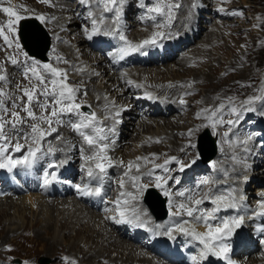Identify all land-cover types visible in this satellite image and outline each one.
<instances>
[{
  "label": "rangeland",
  "instance_id": "obj_1",
  "mask_svg": "<svg viewBox=\"0 0 264 264\" xmlns=\"http://www.w3.org/2000/svg\"><path fill=\"white\" fill-rule=\"evenodd\" d=\"M65 1L66 2L68 1L70 6L74 7L72 10V11H74V13L80 14L79 15L80 16L79 17L80 22H78L79 36L87 38L85 29H88L89 32L91 31L92 25H91V18H89V15H88L89 11L93 12L94 16L97 13V15L95 16L96 18H99V16L101 14H103L105 16V20H107V21L112 20L111 26H114V24H113L114 14L113 13H103V6L99 5L96 2V0H90V4L92 5L91 8H93V9L83 10V8H79L81 10H77V11H76V8H77V5L79 4V0H65ZM142 1H145V0H142ZM146 1H148V0H146ZM185 1L186 0L168 1V2H171L174 4L175 3H179L180 5L182 4V7H180L179 9H174V22H177L181 18L182 14H184V12L186 11L185 7H188L190 5L189 4L190 0H187V2H185ZM202 1H205V3H206L205 7L199 8L198 6H196V9L198 7L200 10L197 12H194V13H198L200 18H199V21L197 23H195L196 25L194 26V31L192 34L193 38H188L190 41L187 39L186 42L179 39L180 45L174 47V49H175L174 50V56L169 61H164L163 63L149 62L148 60L152 56H149V50L148 49H144V51H142L141 53H138V52L130 53V54L124 56L123 59H121V49L124 47V41H121L119 39V36L116 37V43L113 41L112 42L106 41V39L104 37L99 38V39L95 38V41H96L95 43H97V44L95 45V43H94L93 45H91L92 49H89L91 47L88 44V47H89L88 51H87L88 54H86V55L84 54V58L86 56L87 60L88 59L90 60V58H92L93 55L99 56L100 52H101V51H99V45L102 43V41H105L104 43L108 44L112 50L113 60L118 62V63H121V64H118V63L114 62L116 65V67H115L116 69L121 68L120 71H116V72L120 73V74L122 73L127 80L132 81V79L128 77L127 71L131 70L133 67H147L150 69H156L157 67H160V68H163L164 71L165 70L167 71V69H169V71H171V68H172L171 66L173 64L174 65L176 64L175 66H173L176 69V72L172 73L171 75L170 74L167 75L165 72L164 77H168V76L174 77V76L180 74L182 76L184 75V77L187 78V77H190L193 75V74H189L188 70H190V72L194 71L193 73H195V70H200L201 67L196 68L194 65H192V63H186L185 66L187 67V69H185L186 67L182 68L178 64L179 59L183 58V56H186V54H188V52L190 50H192V47L197 48V46H199V44L204 41L207 34H210V36L212 37V41H213L212 46L210 47V49H208V52H207L208 55H210V57L208 58V63L205 62L204 63L205 65L203 64V66H205L207 68V71L209 70L207 73L210 72L209 74H214V77L216 79H213V81H206V82L202 81L199 84L197 83V86H198V88L196 90L197 92L196 91H191L188 93L186 92L187 94H190V96L191 95H193V96H192V99L188 100V102H185L184 104L180 103V101H181V99H183V97L181 99H179L178 103H180L183 106V109L180 108L177 111L175 110L176 112H174V110L171 109L170 112L168 111L169 113H167V115H166L167 111L166 112L163 111V114H155L153 112L154 108H151L150 104L143 102V100H145V101L147 100L146 99L147 96L145 97L140 92H138V88L136 89L135 92L132 89L131 90L129 89L131 84H134V82L131 83L130 86H127L126 90L127 91L129 90V92L126 95L123 96V95H120V93L116 94V96L113 98V101H111L115 105L118 103L123 104L124 102H128V103L131 102L130 107L131 106L132 107L130 108L128 106V108H130V109H136L137 108L139 111H141L140 114H138L134 117H132L131 114L129 113V111H127V112H124V114L122 113L121 119L118 118V120L120 119V122H122V124L120 125L121 132H122V129H124V132H123L122 137L119 138V141L122 138V140L120 141V145L118 146L119 148L116 149V150H121V156H123L124 159H126L128 161H132V162L137 161L138 163H140L139 164L141 166L140 169L144 168L146 170L148 167H153L156 164L163 163V162H165V159L170 158V154L168 151V149H170V147L167 146L169 144V141L167 142L165 140V141H163V143H160L161 141L158 140L159 142H156V145H151V146L149 145L148 146L150 151H148L147 147H145L144 149L140 147L142 144L141 141L143 140L142 137H144L147 134L152 135L154 133H157V131H158V133L161 131L160 127H158V129L156 127H154V128L151 127V128H149L148 131H147V129L143 130L140 128L141 125L143 127L144 124L147 125L148 123H152V121H154V120H156V121L161 120V123L164 126L163 129L165 130V131L164 130H162V131L168 133V132H173L174 130H175L174 132H176V130H177V132L179 130H181L180 133L178 132L179 137H181V139L183 138L182 140L188 141V144H189V140H191L190 139L191 137H189L188 134L184 135V133H188V131H189V130L187 131L186 129H188V127H190L189 129L195 130V128L200 125L199 123H204V122L208 123L209 121L206 119V117L208 115H210L211 110H215V109L219 108V106L221 104L224 105V108L222 110L230 113V115L226 117V121H228V117H229V120L236 121V123L232 126H227V124H224L222 126L224 128H235L236 130H239L242 128L241 123H237L236 115L234 116V114L231 111V109L233 107H235L237 109V111L240 113V115L246 114V113H251L252 116H255L257 114V112H259L262 115V117L264 118V101L258 100L257 106H256L254 111H245V112L243 111L244 109L249 107V105H245V103H244L249 97L260 96V95L264 94V92H262V90H264V0H201V3H202ZM4 2L7 3V0H5ZM157 2H158V0H153V4L151 5V7L155 6V4ZM168 2H166V3H168ZM195 2L196 1L194 0V2H192V5ZM25 3L27 4V6L33 5V7L37 8L39 11H41L44 8L45 9L52 8L48 4L39 2V0H27V2L26 1L24 2V0H19L17 3H15L16 4V5H14L15 7L12 5L11 6L13 8H15L17 11L19 10L20 14L25 16V17H28L27 15H35V14L44 16L41 12L39 13V11H35V13H33V14L32 13L27 14V12L24 11V9L27 7L25 5ZM145 3H146V7L143 9H141L140 0H127V3L124 5L123 15L121 18V20H123V18H124V24H123V27L120 31L123 32V34L128 39L132 37L131 38V40H132L134 36H136V35L138 36L142 33H145V31H144L145 28L150 29L148 27H151V26H153V24L160 23L161 21H164L166 19L165 17H162V16H156V18H155L156 21L149 18V19H147L146 23H142L144 20H146V17H145L146 14L149 13L148 9H149V5L151 4V1H148ZM4 6H8V5H4ZM85 6H87V5H85ZM220 9H223V11H220ZM190 10H192V9H190ZM233 12H237L240 14L239 15H232ZM4 15H5L4 13L0 12V19H1L0 25H3L5 23ZM53 16H55V17L57 16V18H59V15H53ZM148 16H151V14ZM44 17H45V23H46L45 25L49 27V29H48V27L46 29L48 31L50 30L51 33H53L54 27L49 24L51 19H47L46 16H44ZM108 19H110V20H108ZM139 20H141V22H139ZM148 23H150V26H147ZM257 25H259V27H257ZM196 26L198 28H196ZM102 28H104L103 25H102ZM50 31H49V33H50ZM6 33H7V30H5V34ZM51 33H50V35H51V39L53 42V36ZM70 34L71 35H68L66 38L59 39L58 44L63 45L65 43L66 44L69 43V45H72L74 43L73 40L75 39L76 32H72ZM183 35H185V34H183ZM107 37H112V35H110V36L107 35ZM143 40L144 39H141V41H143ZM135 42H138V41H135ZM54 44H57L55 40H54V43L52 44V47ZM3 47L5 48L4 50H2V48H0V55H1L0 56V59H1L0 63L3 64L4 69H5V74L7 75L8 79H7V81L0 82V89H3L5 92H7L9 94L8 97L3 98V99H4V103H5L6 107H8L9 110L10 109L13 110L14 102L12 100H15L16 102H20V100H21L20 98L23 95L21 88H23V87L29 88L30 83H29V80L26 79L27 81H24L21 78L20 74L21 73L23 74L22 71H21V73H19L18 70H16V69L8 70V67L11 66V63L7 60L8 57L14 56L17 58V60L19 62H22V61H25L24 55L21 54L19 52V50L16 48L8 50V48H6L5 46H3ZM182 48L183 49L186 48V50L182 52L183 54H180V52H179V54H176V53H178L177 51L179 49H182ZM9 51H10V53H8ZM161 51H163V49H161ZM24 52H26V51L24 50ZM54 52H57L58 54L60 53V51H57L56 49L51 48L50 55L48 53V60L42 61V64L50 63L52 65L54 64L55 67L67 70L66 64H63V62H61V61H57L56 57L59 55L58 54L53 55ZM132 54H134V56H136L138 58V59L136 58V61L134 62L133 65H131V63H126L127 61L132 62L129 58H135ZM130 55H132V56H130ZM128 56H130V57H128ZM141 56H146V57L149 56V57L146 58V57H141ZM59 57H62V56H59ZM75 57L81 58L82 55H81V53H79L78 55H75ZM62 58L64 60L65 59L68 60V62H69L68 58H65V57H62ZM125 58H126V60H124ZM142 58H144L145 60L148 59L147 62H149V63H141L140 64L139 60H142ZM33 59L38 60L37 58H33ZM235 61L236 62L239 61V63L236 64ZM233 62H235V63H234L233 68H232L231 63H233ZM150 63L152 65H149ZM84 65H85V63H84ZM208 65H210V66H208ZM16 66L21 68L20 65H16ZM89 68H91V66H87V69H89ZM79 69H83V68L79 67ZM20 70H23V68H21ZM67 72H68V70H67ZM79 72H81V71H79ZM71 75H72V72L71 73L69 72L68 73V83L73 87H79L80 86L79 87L80 91L77 93V96L79 99L78 101H80L79 103L91 105L92 109L87 111V112L88 113L94 112L95 107L91 103L92 102L91 93L86 89L87 86L83 87V86H81V84L79 85V82H81V80L80 79L78 80L77 78H73V77H71ZM142 77L145 78V81L148 80V76L146 73L144 75H142ZM182 78L183 77L179 78V80H181ZM157 80L155 79L156 82H157ZM94 81L95 82L97 81L99 83L100 79H98L96 77L92 78L91 80L90 79H85V80L83 79L82 83L89 85L90 82L93 83ZM105 81L106 80L104 79L103 84ZM133 81H134V79H133ZM215 85H218V86H215ZM212 86H215V88L212 89ZM209 91H211L213 93V94H211V96L213 95V98H212L213 101L212 102L207 101V102L203 103V101L205 99V93H207ZM122 93H125V91L123 90ZM103 95L104 94H102V96ZM135 95H137V96H135ZM104 96H106V99L110 98L111 93H107ZM186 96H188V95H186ZM135 98H136V100L138 99V101L139 100L142 101V103L141 104L136 103V105H135V103L133 102V100ZM84 101H91V102L87 103ZM147 101L149 102L150 100H147ZM202 105H203V107H201ZM144 106L146 107L144 109L145 111L143 110ZM184 106L186 109H184ZM97 109H99V108H97ZM130 109H128V110H130ZM201 109L202 110L203 109H209L210 111L207 113H203L204 115L202 114L200 119H199V118H197V114L202 112ZM36 110L40 111L39 108H36ZM104 110H105L104 122L101 125L98 124L99 125L98 127H102V128H104V130H106V125L108 124V122H110L114 118V115H113L114 111H112L110 109H105V108H104ZM192 111H194L195 114L194 113L191 114ZM178 113H180V114H178ZM22 115H25V114L22 112ZM217 115H218V118H221L220 114L217 113ZM172 116L174 119L173 124L178 126L179 127L178 129H173L172 126L169 128V126H168L169 123L167 124V122H168L167 120H171ZM213 118H215V117H213ZM245 118L247 121H249V120H251V115L250 116L248 115ZM79 119H80L79 117H75L73 120L78 121ZM215 121H217V120H213V122H215ZM226 121H223V122L226 123ZM165 122H166V124H165ZM185 123L187 124V126L189 123V126L188 127L185 126ZM207 126L213 130V128L211 126H209V125H207ZM216 126L218 129L221 127L219 125V123H217ZM193 127H194V129H193ZM217 128L215 129V133L212 131L213 134L217 135V137H218V155L216 156L215 161H214L215 174L218 178V182L214 185V187L215 186H221V184L223 182L232 181V179H233L232 183H234L235 185L232 186L231 192L234 191V193H236V192H238L237 185L239 186V183H236L238 178L237 179H234L235 177L229 178L220 169L224 165L225 166L229 165L228 164L229 162H227V161L223 165L222 161L226 158L227 159L231 158V156L227 157V156L223 155L224 154L223 150L221 151L223 143H225V141H229V142L240 141V143H244L245 142V139H243L244 137L253 138V140L255 141V143L258 146L255 145V143H254L255 146H252L251 149H254L255 151L257 150L259 152L260 151L264 152V147H262L264 145V122H262V119L259 118L257 120V124H252V123L249 124V126L246 129L247 135L242 136V139H240V138H232L231 139V138H229L228 135H227L228 139H226L225 136L224 137L222 136V141H223L222 146H221V142H220V138H219V136L221 137V134L219 133L220 131H218ZM198 132L199 131H196V130L194 131L195 137L193 140L194 141L193 144H195V140H196V136H197ZM104 133L106 134V132H104ZM225 133H227V132L224 131L223 135ZM49 136L47 137L48 139L51 137L54 138V136L57 137V133H52ZM20 137H22V136L21 135L19 136L17 134L16 135L13 134L12 145H14L18 140L19 141L22 140ZM147 138H149V137H147ZM81 139H83V138H81ZM178 140H180V138ZM81 141H82L81 143H84L83 140H81ZM119 141H117V142H119ZM102 142L103 141H99V143H102ZM225 144H227V143H225ZM75 145H77L79 147H80V145L83 146L82 144L77 143V140L75 142ZM109 145L114 146V144L111 142L108 143V147H109ZM41 146H43V145H41ZM27 147H28V145H27ZM27 147L25 150L26 152H27ZM42 148L45 149L44 146ZM196 148L197 147L192 148L194 155L197 154ZM11 149H13L12 146H11ZM190 149L191 148L187 147L186 152H184V157H183V159H181L182 161H184L183 163L185 165H190V167H185L184 170L181 171L180 170V164H178L176 162H172L170 165L167 166V168L169 169L167 172H164L161 174L158 173V174H156L157 176H153V177H149V178L142 176L143 181H142V183H140L138 185L137 188H139L140 185H144L148 180L156 179L159 176L163 178L161 180V182H163L169 176L170 172H173V176H172V178H170L172 185H177L176 180L178 181V184H179L182 181L183 174L186 171L199 167L196 165L191 166L192 160H191L190 156H193V154L191 153ZM79 152H80V150H79ZM165 152H167V153H165ZM261 152L260 153L257 152L258 156L259 155L264 156V154H262ZM20 155L22 156V154L21 153L19 154V157L21 158ZM114 155H115L114 158L116 161L121 160L118 152H115ZM137 157H147L150 162L146 163L144 160H137ZM238 157H240V159H238ZM238 157H235V159H233V158L231 159V162H232V168L231 169L232 170L230 172L232 175L237 173L236 175H238V177H239L241 175V173L238 174L239 170L241 171L244 164L247 162L250 163L252 160L249 159V157H247L246 155H242V153L239 154ZM54 158L57 160L59 159L57 156H55ZM259 160L260 161L264 160V158L263 159L260 158ZM53 161L55 162V160H50V162L48 161L50 166L53 163ZM56 163H58V162L56 161L52 165H55ZM113 164L115 165L116 163H113ZM125 164H127V163H122V164L120 163V166H122V167L124 166L123 168L128 170V168ZM174 164H176V165L174 166ZM50 166L46 165L42 169V172L39 174L40 178H46L47 179V176L45 174H46V172L48 174V170H49ZM86 167H87V165L84 163L82 164V163L78 162L77 164H75L74 169H75L77 175L72 178V179H74V180H72V182H75L79 177H80V179H79V181H80L84 177L85 171L83 172V170L86 169ZM210 168H211L210 164H208L207 167L202 171V174L200 175L202 177L199 178V180H200L199 183L201 185H203V184L208 185L206 190H205L206 193H208V191L210 190L209 185L213 181V180H211L212 179V173L210 172ZM224 168L226 169V171L228 173L229 170L226 167H224ZM244 168H245V166H244ZM134 169L135 168H133L132 170H134ZM198 169L199 170L191 172L193 176L191 179H189L187 184H189L193 180V178L195 176L194 173L199 174L198 172L202 168L199 167ZM216 170H217V172H218V170H220L221 175L219 174V176H218ZM233 170H237V171L233 172ZM107 171H108V168H107ZM160 172H162V171H160ZM254 172H255V175L252 177V179L250 178V180L247 182V185L244 186L245 191H246L245 196H247L248 201H249V204H248L249 208H253L252 205L257 202L255 199H251V198H255V197L259 198L260 190H258V189L261 186L264 187V181L262 183H256L255 182V179H256L255 177L260 176V174H262V176H263L262 180H264V167H262V165H258V166H256V169ZM114 174H117V173H114ZM228 176H229V173H228ZM226 177L228 178V180L225 179ZM5 179H6V181L10 180V182H12V183L7 181L8 186L14 187V189H15V186L11 185V184L15 185V182L12 180V178H9V179L5 178ZM258 179L259 178H257V180ZM260 179H261V177H260ZM205 181H207V183H204ZM180 184L181 185H187L184 183H180ZM69 188L73 189L74 187L69 186ZM119 188L122 189L119 185V187H116L115 191H112V194H117ZM7 189L9 190V193L11 194L12 193V192H10L11 188L8 187ZM74 190H75V188H74ZM109 190H110V188H109ZM128 192L132 193L134 196H136L137 199H135V200H138V194L140 193L139 190H138L139 193L138 192L133 193L131 191H128ZM7 193H8V191L2 192L1 195L5 196ZM26 193L27 192H24L20 195L15 194L13 197L16 198V197H18V195L22 196V195H25ZM79 194H81V193H79ZM202 194H203V192H202ZM70 198L74 199L73 194L70 196ZM100 198L101 197L99 196V199ZM212 198H213V196H212ZM0 199H1V197H0ZM2 204H4V203L0 202V206H2ZM173 207L175 210L177 208V205L174 206V204H172V210H173ZM76 208H78V205H76ZM98 208H100V207H98ZM98 208L91 207L90 211L93 210L92 212H94L95 214H98V212L95 210ZM204 209H206V208H204ZM136 210H137L136 214H138L140 217L141 216L143 218L146 217L143 215L144 214L143 211H141L137 208H136ZM67 212H68V210L66 211L65 217L63 218L64 220L67 221V224L65 227H62V225L58 222L57 230H59V231H57V232H59V233L57 235L49 234L47 231L44 230L45 221H39L40 219L37 217L36 213H32L31 216L29 215L26 219H22V221L19 218V214L18 213L15 214L14 211H8L7 212L8 214L7 213L1 214L0 215V230H1V232H0V263H3V264H66V261L64 258L67 257L69 261L74 260L76 262V264H83V261H81V259L78 260V259H74L73 257L71 258L70 254H75L76 256L78 255V257L80 258L79 255L82 252H86V250H87V249H84L85 246L83 244L84 242H86L87 239H89L87 241H88L89 245H91V248H89V249H92L94 247L96 248V249L94 248L95 250H98V248L100 249L101 247L103 248L102 241L100 243H97V242L93 243L94 237H96L98 235L99 236L102 235V233L98 234L102 231L101 230L99 231V229H101V228L97 227L99 225L98 223L95 224L96 226L93 225L95 218H93V221L90 223H88V221L83 222V220H82L80 222V224L78 222L77 224H75L73 226V224L70 222L71 221L70 219H71V216L75 213V211L72 213V215L70 216V218L68 220L66 219ZM98 215H100V214H98ZM106 216H108V215H106ZM106 216H104V214H102L101 217H103L104 221L108 224L109 220H108V217H106ZM110 217L112 218L113 216L110 215ZM113 218L117 219L115 217H113ZM118 219H120V218H118ZM145 219H147V217ZM217 219H219L218 214H217ZM11 220H12V222L16 221V220L21 221L18 224L20 229L18 228L19 231H17L15 233L16 234L15 236H10V238H8L7 240L4 241L3 238H4V235L9 230V227H10L9 225L11 223ZM73 220H75V218ZM184 221H186V220H183L182 222H184ZM33 223L35 225V226H33L34 229L40 230L42 232V239L36 238L33 235H31V236L25 235L24 233L21 235V232H23L21 230L25 226H26V228H30ZM189 223H194V220L191 218V220H189ZM213 223L216 224L218 222L213 221ZM102 228H103V226H102ZM128 229H129V227L124 228V230H123L124 235H126V233L128 234ZM5 230H6V232H5ZM61 231H62V234L59 235ZM248 235L252 236V233L246 234V236H248ZM99 239H100V237H99ZM123 240H125L127 242V245H126V243H124L125 241H123L122 244H119V241H117L116 243H118L120 246L123 245L125 247L126 246L130 247L131 245L138 246L137 244H134L133 242H131V240H128L126 238H124ZM253 240L256 241V238H254ZM79 242H81V243H79ZM128 242L131 243V245H129ZM230 242L231 241H228V243H230ZM78 244H80V247L77 246ZM96 244H97V246H96ZM149 249H150V247H149ZM151 250L149 253L150 256L153 255L151 252H154L156 254L154 248H151ZM257 250H258V246H256L255 248L252 249V253L248 257L246 264L247 263L251 264L252 262H259L260 264H264V259L262 257L261 258L259 257ZM156 251L161 252V249L157 246ZM107 254H106L107 258H111V256L115 257L118 255V251L115 252L113 250V248H110ZM238 254L239 253H237V252L234 253V255H238ZM41 258H45V260L41 261ZM169 258L171 260H175L174 258H171V257H169ZM46 260H48V262H46ZM160 260H161V258H160ZM163 260H164V262H163L164 264H169V262L166 261L164 258H163ZM175 261L179 262L180 260H175ZM97 263L98 264L99 263L100 264H110L105 259L98 260Z\"/></svg>",
  "mask_w": 264,
  "mask_h": 264
},
{
  "label": "bare ground",
  "instance_id": "obj_2",
  "mask_svg": "<svg viewBox=\"0 0 264 264\" xmlns=\"http://www.w3.org/2000/svg\"><path fill=\"white\" fill-rule=\"evenodd\" d=\"M18 1L19 0H11V2H12L11 5L12 6L16 5L15 3H17ZM25 1L27 2V0H24V2ZM195 1H197V0H195ZM185 2H187V0ZM192 2H194V0H190V2H189L190 5L188 7H185L186 11L184 12V14H182L181 18L177 22H174V19L172 20V22H171L172 25L170 27L157 29L156 25L159 23L153 24V26L148 27L150 29H147V28L144 29L145 33H142L138 36L137 35L134 36L133 39L130 41L131 42L138 41L137 42V44H138L141 42V39H146V38L150 37L153 32H156V31L165 32L166 37L163 40H160L157 45L146 46L144 49L155 48V47L160 48V49L167 48V52L164 53L163 59L165 61H169L170 59L173 58L172 56L174 55V50H175L174 47L180 45L179 39L186 42V40L188 38H193L192 34L194 31V26L196 25L195 23H197L199 21L200 16L198 15V13H194L193 10H190L193 8ZM51 3L53 5V6H51L52 8H48V9L44 8L41 11H39L37 8L33 7V5L27 6V4L25 3V5L27 6L26 12H27V14H31V13L33 14V13H35V11H39V13L41 12L44 16L47 17V19H51L49 24L54 27L52 35L54 37V40L57 43V44H54L52 48L56 49L57 51H60L59 54L57 52H54L53 55L58 54L59 56H62V57L69 59L68 64H66V69L68 70V73L72 72L71 77L77 78L78 80L79 79L81 80V82H79V85L81 84V86H83V87L87 86L86 89L91 93L92 104L94 103V105L97 108H99V110H101V112L104 110V108L110 109V110L114 111V113L119 112L120 115L116 117L117 118V125H118V123H120L122 113L124 114V112L129 111V113L131 114L132 117L140 114L141 111H139L137 108L136 109H130L132 107V106L130 107L131 102H129V103L124 102L123 104H120L117 102L118 104H116V105L111 102V101H113V98L116 96V94L120 93V95H123V96L126 95L129 92V90L128 91L126 90L127 86H130V84L128 83V80L125 78V76L122 73L120 74V73H117L116 71L112 72L111 71L112 68H109L111 65L116 66L115 63L114 62L110 63V64L107 63L108 61L106 59H104L102 56H100L99 54H98L99 56L93 55V57L90 58V60L89 59L87 60L86 56L84 58V54L85 55L88 54V52H87L88 48H89L88 44L91 47L89 49H92L91 45H93L95 43V41L93 40L94 36L91 40H89L88 38H84V37L79 36L78 22H80V18H79L80 14L74 13V11H72L74 7L70 6L68 1L66 2L65 0H51ZM195 3H193V4H195ZM205 4H206L205 1H202V3H200L198 5V7L204 8ZM4 5H8V3L4 2ZM84 6L85 5H82L79 3L77 5L76 11L81 10L79 8H83V10H85V9L89 10L87 8V6H85V7ZM53 15H59V18H57V16L55 17ZM4 18H5V22H6L8 17L6 15H4ZM165 21H166V19L164 21H161L160 23H165ZM139 22H141V20H139ZM146 22H147V19L144 20L142 23H146ZM0 23H1V21H0ZM122 24H124V20H121L120 25H122ZM120 25H119V27L122 28V26H120ZM47 27L48 26H46V28ZM103 27L108 29V28H114V27H116V25L111 26V21H106L103 24ZM196 28H198V27L196 26ZM72 32H76L75 39L73 40L74 43L73 44L71 43L72 45H69V43L68 44L65 43L63 45L58 44L59 39L66 38L68 35H71L70 33H72ZM183 34H185V35H183ZM8 35H9L10 39H13L12 47H9L8 44L5 43L3 36H0V48H2V50L5 49L3 46L8 48V50L16 48L13 36L11 34H8ZM100 36H102V35H99V37ZM114 37H116V36H112V38H114ZM212 42H213L212 37L210 36V34H207L204 41L202 43H200L199 46H197V48L192 47V50H190L188 52V54H186V56H183V58L179 59L178 64L182 68L186 67L185 66L186 63H192V65H194L196 68L201 67L200 70H195V73H193L194 71L190 72V70H188L189 74H193L192 76L186 78V77H184V75L182 76L179 74V75H176L174 77H171V76L164 77L165 72L167 75H169V74L171 75L172 73L176 72V69L173 67L176 64L175 65L173 64L171 66L173 68V69L171 68V71H169V69H167V71L166 70L164 71V69L160 68V67H157L156 69H150L147 67H133L131 70L127 71L128 77L131 79H134V81L138 80L140 82L131 84L129 89L130 90L131 89L136 90L138 88V92H140L145 97L147 96L146 99L150 100V101L148 102L146 100L147 101L146 102L145 100H143V102L150 104L151 108H154L153 112L155 114H163V111H165V112L167 111L166 112V115H167V113H169L171 111V109L174 110V112H176L180 108L183 109V106L180 103H178L179 99H181L183 97V100L185 102H188V100L192 99L193 95L190 96V94H187V93L191 92V91H196L198 88L197 83L199 84L202 81L206 82V81H213V79H216L214 77V74H209L210 72L207 73L209 70L207 71V68L205 66H203V64L205 62L208 63V58L210 57V55H208L207 52H208V49H210V47L212 46ZM34 47H36L37 50L44 49L43 42L37 43L36 45H34ZM170 49H172V51H168ZM19 52L21 54H23L24 50L23 51L19 50ZM8 53H10V51ZM79 53H81L82 57L76 58L75 55H78ZM129 59L131 61H136V57L135 58H129ZM153 59H154L153 57H150L149 60L148 59L147 60L149 62H152ZM147 60L142 58V60H139V61H141V63H149V62H147ZM235 62L231 63L232 68H233V65ZM84 63H85V65H84ZM237 63H239V61L236 62V64ZM30 64H31V60H27V61L25 60V61H22V62L15 64V65L11 64V66L8 67V70L16 69V70H18L19 73H21V71H22L23 74L22 73L20 74L21 78L24 81H27L29 79H27L25 77V72L27 71V68L30 66ZM63 64H65V63H63ZM16 65H20V67L23 68V70H20L21 68L17 67ZM41 65H42V63H41ZM53 66H54V64H53ZM87 66H91V68L87 69ZM208 66H210V65H208ZM79 67L80 68L82 67L83 71H81V72L77 71V69H79ZM185 69H187V67ZM40 71L43 72V69L41 68ZM145 73L148 76L147 81H145V78H143L144 76L142 77V75H144ZM29 75H31V74L29 73ZM94 77L100 79V82L99 83L97 81L96 82L94 81L93 83L90 82L89 85L82 83L83 79L84 80L85 79L91 80ZM181 77H183V78L181 80H179V78H181ZM104 79L106 81L103 84ZM155 79L156 80L158 79L157 82L155 81ZM31 83H35V80H32ZM215 86H218V85H215ZM215 86H212V89H214ZM30 87H31V84H30ZM23 88H21V89H23ZM123 90L125 91V93H122ZM107 93H111V96H110V98L106 99V96H104V95H106ZM102 94H104V95L102 96ZM211 94H213L211 91L205 93V99H204V101L202 100L203 103H205L207 101L208 102L213 101V99H212L213 95L211 96ZM186 95H188V96H186ZM78 100L79 99L77 96V101ZM12 101L16 105H20L22 103L21 100H20V102H16L15 100H12ZM133 102L135 103V105H136V103H140V104L142 103V101H140V100L138 101V99L136 100V98L133 100ZM128 106L130 108H128ZM256 106H257V101L253 105H251L250 107L255 109ZM201 107H203V105ZM128 109H130V110H128ZM184 109H186L185 106H184ZM10 110H12V109H10ZM13 110H20V109L17 108V109H13ZM34 111H36L37 114L40 113V111H37L36 108H34ZM243 111L245 112L246 109H244ZM193 113L195 114L194 111L191 112V114H193ZM21 114H22V112H21ZM218 114L221 115V118H218V115H216V117L213 118V120L226 121V117L230 115V113H228L224 110H221L220 112H218ZM102 116H103V113H100L99 117H98L99 124L101 123V121H103ZM234 116H235V114H234ZM74 118H75V116L72 117V119H74ZM118 118H120V119L118 120ZM173 120L174 119L172 116L171 120H167L168 122L166 121L167 124L169 123V125H168L169 128L172 126L173 129H178L179 127L173 124L174 123ZM228 120H229V117H228ZM166 122H165V124H166ZM30 123H32V122L29 121V123L22 125L21 126L22 131H20L17 135L23 136L24 134L30 132V127H29ZM224 124H227V126H229L227 121H226V123H224V122L222 124L219 123L221 128H224V127H222ZM161 125H162L161 120H159V121L154 120V121H152V123H148L147 125L144 124L143 127H142V125L140 126L141 129H143V130L147 129V131L151 127H153V128L156 127L157 129H158V127H160V130H161L159 133L157 131V133H154L152 135L147 134L144 137H142L143 140L141 141L142 144L140 147L143 149L145 147H147L148 151H150L148 146L149 145L150 146L156 145V142L158 140L161 141L160 143H163V141H165V140L167 142L169 141V144L167 146L170 147V149H168L170 157H176L178 160H180L183 163L184 161H182L181 159H183L184 152H186V150H187L186 146L188 145V141L182 140L183 138L181 139V137H179L178 132L180 133L181 130H179L178 132L176 130L177 133L174 132L175 130L173 132L166 133V132H164L165 130L163 129L164 126L163 125L161 126ZM54 126L58 127V132H56V133H57V137L59 136V138L54 136V138L51 137L48 139L47 138L48 136H47L44 139V141H42L41 145H43L45 147V149L42 148V153L40 154L41 158L38 159L36 161V163L33 164L30 168L18 166L16 168L12 169L11 171H9L8 169H0V186L2 188H5V189L10 187L11 188L10 192H12L11 194L9 193L8 195H6L3 198L0 196L1 197L0 202L4 203V204H2V206H0V215L3 213L5 214L8 211H14L15 214L16 213L19 214V218L22 221V219H26L29 215L31 216L32 213H36L37 217L40 219L39 221H45L44 230L47 231L49 234L57 235L59 233V232H57V231H59V230H57L58 222L62 225V227H65L67 224V221L63 219L65 217L66 211L68 210L67 215H66L67 220L70 218L72 213L75 211V213L71 216V219H70L71 220L70 222L73 224V226L75 224H77L78 222L80 224V222L82 220H83V222L88 221V223H90L93 221V218H95L93 225H95L96 223L99 224L97 227H100L101 229H99V231L101 230L102 232H100L98 234L102 233V235L99 236L97 234L98 236L94 237L93 243H95V242L100 243L102 241V246L104 249L102 247L100 249L98 248V250H95L96 249L95 247H94L95 249L94 248L89 249V248H91V245H89V243L87 241L89 239H87L86 242H84V243L82 242L85 246L84 249H87L86 252H82L79 255L80 258L78 257V255L76 256L75 254H70L71 258L73 257L74 259H78V260L81 259V261H83V264H98L97 261L101 260V259L107 260V262L110 264H134V263L135 264L136 263L137 264H164L160 260V258L152 257L153 255L150 256V254H149L151 248L155 249L156 254L164 253V251L161 248H160L161 252L156 251L157 246L155 244L150 245L149 251H147L144 248H141L139 246H136V245L133 246L129 242H128V244L131 245L130 247L129 246L125 247L123 245L122 246L119 245V244H122L123 241H125V240H123L125 238L123 230H124V228H127V227H133L134 231H135V229H138L139 231L140 230L144 231L145 228H147L145 231H147L149 234L154 236L153 230L149 226H145V223H149L151 221V219H149V213L148 212L147 213L143 212L144 213L143 215L146 216L147 219H145L146 217L143 218L142 216L141 217L139 216L140 221L144 222L143 226H140L138 224V222L117 223L116 221L119 220L118 218H120L119 214L111 215L117 219H114L113 217L111 218L110 215L106 216V217H108V220H109L108 224H107L104 221L103 217L92 212L93 210L90 211L91 207L98 208V207L103 206V203H104L103 199L102 198L99 199V195L76 194V193H74V188L73 189L69 188L68 185H65V186L60 185L58 187L54 186L53 184L41 185L39 180L34 179V176H37V174L42 171V168L44 166H46V165L49 166L50 160H55V162L57 161L58 166L53 167L55 169V172H50L49 175L52 176L53 174L54 175L57 174L63 180H69V179H71L77 175L74 167H75V164H77L78 162L82 163V164L84 163L86 165H90V163H91V161L86 160L84 157L91 156L93 154L94 149L89 148V146L84 141H83L84 143H81L82 142L81 140H83V139H81L82 137L79 135V133L73 131V129L67 125H64V126L54 125ZM185 126H187L186 123H185ZM188 126H189V123H188ZM42 127L47 128V125H42ZM188 128H190V127H188ZM162 130H164V131H162ZM85 131L90 132V130H85ZM123 132H124V129H122V135H123ZM185 134H188V133H184V135ZM224 136H225V134L223 135V137ZM147 137H149V138H147ZM225 137H226V139H228L227 136H225ZM179 138L181 141L178 140ZM190 139L191 140H189V141L192 142L193 135L191 136ZM76 140H77V143L82 144L83 146L80 145V147H79V146L75 145ZM121 140H122V138H121ZM120 141L117 142L116 144L118 145L120 143ZM18 142L25 145L24 149L21 152H15L14 149H11V146H10L8 153H7L8 155H11L14 159H20V157H19L20 153L22 154V156L25 155L26 154V151H25L26 147H27V145H29L31 143L30 140L25 141L23 139L20 141L18 140ZM225 143H227V144H225ZM225 143H223V146H222V150L224 153L223 155L229 157V156L239 155L242 153V155H246L247 157H249V159L252 160L250 163L247 162L244 164L245 168H244V166H243V168L241 167L242 169H241V171L239 170V173H238V174L241 173V175L239 177H238V175L234 176L235 178L233 177L234 179L238 178L237 182L236 181L235 182L239 183V186L244 187L247 185V182L250 180V178L252 179V177L255 175L254 171L256 169V166L262 165V167H264V160L260 161L258 159V154H256V157H255L254 153L250 151L251 147L255 146L256 143L254 145V142L249 141V139L245 140L244 143H246V145H241L242 143H240V141H237V142L236 141H234V142L225 141ZM49 147L54 148L55 151L51 154L45 155L44 153H47V149ZM112 148H113V146L109 145L108 149L111 150ZM118 148L119 147H117L116 149H118ZM78 149L80 150V152ZM81 149H83V152L81 151ZM182 149H184V151H182ZM243 149L245 150V152L243 151ZM110 150L107 153H110ZM115 152L119 153L121 160H118L116 162H113L114 161L113 160L111 166H108L107 161H105V163H107V168H108L107 177H109L112 172L118 174L119 173L118 171L119 170L121 171L123 169L124 166L123 167L120 166L121 161H123V163H127V164H125L126 166L128 165V162H129L128 160L124 159L123 156H121V150H115L114 153ZM114 153H113V155H114ZM165 153H167V152H165ZM22 156H21V158H22ZM55 156H57L60 160L55 159L54 158ZM252 156H254V157H252ZM110 158H112V157L110 156ZM259 158L263 159L264 156L259 155ZM165 160H168V159H165ZM226 161L229 162L228 164L230 165L231 159H227V158L224 159L222 161L223 165H224V163H226ZM55 162L53 161V163H55ZM173 162H175V161H173ZM113 163H116V164L114 165ZM134 163L140 164L137 161ZM171 163L165 165V162H163V163L156 164V165H164V167H167ZM224 167L225 166H222L220 169L228 177V173ZM198 168H193L192 170L186 171L183 174V178H182V181L180 183L187 184L189 179H191L193 176L191 172L199 170ZM125 171L128 172V175L125 176L126 178H130L132 176H138L139 177V180L137 182H135L137 185L135 187L133 186L134 182L131 179H128L125 181L126 185L123 189L126 190L127 192L131 191L133 193L138 192L137 187L143 181L142 176L149 178V177L157 176L156 174H158V173L161 174V173L165 172L163 168H157L154 166L148 167L146 170L144 168H141L139 172H137L135 169L131 170L130 172L126 169H125ZM160 171H162V172H160ZM149 172H151L152 174L148 175L147 173H149ZM216 172H217V170H216ZM220 173H221L220 170H218L217 175L219 176ZM245 176L248 177L246 182L244 180ZM8 177H11L12 180L15 182V184H17V182H19L20 180L26 181L27 193L25 195L19 196L20 193H19L18 189H16V188L14 189V187L8 186V182H7L8 180L6 181V179H5V178L8 179ZM227 177L225 178L226 180H227ZM260 177H261V179H260ZM262 177H263L262 174H260V176H256L255 182L256 183H262L264 181V180H262L263 179ZM257 178H259V179L257 180ZM90 179H92V178L91 177L87 178V180H90ZM96 182H97L96 178H93V180H91V183H96ZM180 183H179V185H181ZM261 187L260 188L258 187L259 188L258 190H260V193L262 190H264V187L263 186H261ZM109 188H110V182L107 179L103 185V192L110 191ZM224 189L225 188L221 187V186H215V187L213 186V188L210 190V192H211V195L213 197H215V196H218L219 194H226L224 192L225 191ZM15 194H19L18 197H16V198L13 197ZM72 194H75V196H76L74 199L70 198V196ZM172 195H174V193ZM139 196H141V193L138 194V198H139ZM259 198H263V197L260 196ZM138 200H133L136 204H138L137 209L144 211L145 210V207H144L145 204H139ZM172 204H174V206L178 205V204H176V199L174 198V196L172 197ZM76 205H78V208H76ZM214 207H215V205H214ZM247 207H248V204H247ZM248 209L250 210L249 207H248ZM248 209L244 208V207L243 208L241 207L239 209H236V208L221 209V211H219L217 214L219 215V219H222L224 216H227V215L232 216L231 212L242 213L244 211H247ZM172 211H174V207H173ZM256 212H258V210ZM255 214L256 213L249 214L248 217L253 216ZM74 218H75V220H73ZM21 221L16 220V221L12 222V220H11V223L9 225L10 226L9 230L4 235V238H3L4 241L7 240L8 238H10V236L16 235L15 233L17 231H19V229H20L18 224ZM177 222H178V220H175V221L171 222L170 224L177 223ZM210 222L213 223V221H210ZM194 223H188L187 225H185V227L195 228L196 231H198V232L207 231V229L204 226L202 221L201 222L194 221ZM33 226H35L34 223L31 226L32 228L31 227L26 228V226H25L21 230V231H23V232H21V235L24 233L25 235H30V236L33 235L36 238L42 239V232L40 230H35ZM102 226H103V228H102ZM242 226H245L244 223L239 228H237L235 230V232H238ZM169 231L172 232V234L171 235L168 234V235H170L168 242L176 244L177 241H179V240H182V241L184 240L185 242L190 240L193 242L192 243L193 245L191 246V248H193L194 250L200 249V255L197 257L198 259H200V260H198V263L207 264L210 261V259H214L216 262H221V263H224L226 261L228 262V260L222 259V258H219L216 256H208L207 258H203L201 255L202 250H203V245L198 240H195L191 236H185L183 233L176 231V228L174 230L170 229ZM0 232H1V230H0ZM5 232H6V230H5ZM235 232L224 241L226 244H229L228 240H230L231 242H234ZM61 234H62V231L60 232L59 235H61ZM99 237H100V239H99ZM117 241H119V244L116 243ZM79 243H81V242H79ZM124 243H126V245H127L126 241ZM77 246L80 247V244H78ZM96 246H97V244H96ZM110 248H113V250L115 252L118 251V255L115 257L111 256V258H107V255H108L107 253H108ZM168 257H171V258H174L175 260H177L175 258V256H173L172 254H168ZM228 259H230L233 262V264L236 263L235 261H233L230 258L229 254H228ZM41 260H42V258H41ZM43 260H45V258ZM202 260H203V262H202ZM188 261H190V260H188ZM46 262H48V260H46ZM0 264H3V263H0Z\"/></svg>",
  "mask_w": 264,
  "mask_h": 264
},
{
  "label": "snow or ice",
  "instance_id": "obj_3",
  "mask_svg": "<svg viewBox=\"0 0 264 264\" xmlns=\"http://www.w3.org/2000/svg\"><path fill=\"white\" fill-rule=\"evenodd\" d=\"M41 3L48 4L49 6H53L51 0H39ZM99 5L103 6V13H113L114 19L113 24L116 25L114 28H102L101 25L104 24L105 16L101 14L99 18H96L93 12L89 11L88 15L91 18V31L85 29L87 38L91 40L94 35H119V39L124 41V47L121 49V59L124 56L133 53L140 52L146 46H155L158 44L160 40H163L166 37V33L163 31L153 32L152 35L138 44H133L131 41L127 39V37L120 31V22L121 17L123 15L124 5L127 3V0H96ZM8 6H4V0H0V12L4 13L8 19L3 24L0 25V36H3L5 43L8 44L9 47H12L13 39L9 38L8 34H11L14 38L16 49L23 51L20 37L17 34V28L20 25V22L26 19L25 16L21 15L19 11L11 6V0H7ZM79 3L82 5H87L90 3V0H79ZM143 3H141V7H143ZM182 7L179 3H165L163 0H158L155 6L148 9L149 13H153L155 15L150 16V19L155 20L156 16H162L166 18L165 23H159L156 25L157 29H162L171 26V22L174 19V9H179ZM193 8L196 7V4L192 5ZM27 11V9H24ZM223 11V9H220ZM240 13L233 12L232 15H239ZM36 19L40 20L41 23H44L45 17L42 15H36ZM259 27V25H257ZM5 30H7L8 34H5ZM25 60H31L30 66L27 68L25 72V77L29 79L31 87L21 89L23 95L20 98L22 103L20 105H13V109L20 110H9L4 103V99L8 97V93L3 89H0V169H8L11 171L12 169L22 166L25 168H30L33 164L36 163L38 159L41 158L40 154L42 153V141L51 135L52 133L58 132V128L54 125L64 126L67 125L73 129V131L79 133V135L83 138V141L89 146V148L94 149L93 154L91 156L84 157L86 160L95 161V167L99 170V172H106L105 161H107L108 166H111L112 161L111 158L107 155L108 144L99 143V141L107 140L108 137L104 135V128L98 127L99 124L97 114L95 112L85 113L82 111L84 105L77 102V93L80 91L78 87H73L68 83V72L65 69H61L58 67H54L50 63H41L31 57L28 56L27 52H23ZM57 61H62L67 64V60H63L62 57L57 56ZM7 60L15 65L19 63L16 57L10 56ZM43 69V72L40 69ZM77 71H83V69H77ZM29 73L31 75H29ZM8 77L5 74V69L2 63H0V82L7 81ZM32 80H35V83H31ZM129 84L132 81H128ZM171 86V85H170ZM264 92V90H262ZM26 98V99H25ZM151 98V97H150ZM264 101V94L260 96L249 97L244 103L245 105H249L246 108V111H254L255 109L250 107L256 101ZM181 104H184L185 101L181 99ZM90 107V106H88ZM34 108H39L40 113L37 114L34 111ZM224 108V105L221 104L219 108L215 110H211L210 115L206 117L209 120L211 127L213 128V132L215 133L216 124L223 123V120H217L213 122V117H216L217 113L220 112ZM209 109H203L201 113L197 114V118L203 113L209 112ZM232 113L237 116V119L240 117V113L237 111L235 107L231 109ZM23 112L25 115H22ZM116 116H119L120 113L116 112ZM79 117L78 121L73 120L72 117ZM67 118V119H66ZM30 132L24 134L21 139L25 141H31V143L27 147V152L20 159H14L11 155H7L9 147L12 146L15 152H21L25 145L19 143L18 141L12 145L13 134H18L22 131L21 126L29 123ZM229 126H232L236 123V121L228 120ZM42 125H47V128L42 127ZM207 127V125H205ZM85 130H90L85 131ZM109 132H115V128L108 129ZM194 131L190 129L188 132V136L191 137L194 135ZM228 134L225 133V136ZM59 138V136L57 137ZM158 142V141H157ZM189 148H195V144L189 142L186 146ZM55 151L54 148L49 147L47 149L46 154H51ZM83 152V149H81ZM184 151V149H182ZM199 156L196 157L198 159ZM196 159L192 160V164L196 162ZM235 159V157H233ZM137 160H144L146 163L150 162L147 157H137ZM175 161L180 164V170L183 171L185 167H190V165H185L176 157H170L168 160H165V165ZM120 163H123L121 161ZM55 166V165H53ZM213 166L215 164L213 163ZM157 168H163L165 172L169 169L164 167V165H154ZM128 171L130 172L133 168L136 169L137 172L140 171V165L136 164L132 161L128 162L127 165ZM151 175L152 173H147ZM48 175L47 173L45 174ZM88 175L93 176V170L91 168L88 169ZM128 175V172L125 173ZM55 175H52V179L55 180ZM130 179L134 182L133 186H137L135 182L139 180L138 176H132ZM162 177L156 178L155 186L160 188L163 191L165 196L169 195L165 185L167 184V180H164L161 183ZM248 177L245 176L244 180L247 181ZM51 181L45 179V185L49 184ZM204 183H207L205 181ZM121 188L124 187V182H120ZM79 189V186H77ZM148 188L147 184L140 185L138 190L142 194ZM86 195H100L99 189L95 192L84 191ZM121 195H127L131 197L133 200L137 199L132 193H121ZM183 195V193H180ZM261 195H264L262 193ZM206 199H209L207 195L202 197L201 199L192 200V197H189V200H192V204L195 206H186L185 204H180L179 208L183 209L187 216L192 217L196 222H203L207 231L198 232L195 228L185 227L189 223V221H184L183 224L178 225L176 231L183 233L185 236H191L195 240H198L203 245L202 257L207 258L209 255L216 256L222 259L228 260V264H233V262L228 259V253L230 251L229 245L224 241L230 237L237 228H239L244 223L243 216L232 217L229 219H220L218 223L213 224L210 221L217 220L216 213L221 211V209L228 208H237L240 206V202L245 199V196L240 195L238 198L233 192H229L227 196L218 195L211 198V203L215 205L210 211H206L201 208L200 205L204 203ZM129 201L125 200L124 203H128ZM117 209L119 211L120 219L117 220V223H133L138 222L140 226H143L144 222L140 221V217L138 214H134L133 217L126 216V210H120V201H116ZM261 207L264 208V201L261 202ZM135 213V209H133ZM198 213V214H197ZM177 213H173L176 215ZM264 214V213H262ZM264 231V228L261 229ZM170 234V233H169ZM10 250V249H9ZM66 264H76V262L69 261L68 258H64Z\"/></svg>",
  "mask_w": 264,
  "mask_h": 264
},
{
  "label": "water",
  "instance_id": "obj_4",
  "mask_svg": "<svg viewBox=\"0 0 264 264\" xmlns=\"http://www.w3.org/2000/svg\"><path fill=\"white\" fill-rule=\"evenodd\" d=\"M30 25H31V27H30V29H28V26H30ZM39 30H40V26L33 19H24L21 21L19 35H20L21 41L24 44V47L26 49H28V51L31 54L44 58L42 52H44L45 51L44 49H46V47L49 46V43H48L49 39H47V37L45 35H42V33L40 32L41 30L40 31ZM41 40H43V42H45L46 44H44L45 45L44 49L37 50L36 47H34V45L39 43ZM207 140H209L207 135L202 136L201 140H200V149L202 150V153H204V155H206L205 154L206 153V149H205L206 145H208V149H210V147H212L213 143H214L211 141V139H210V142H207ZM204 143H206V144H204ZM208 143H210V147H209ZM211 157H213V156H212V154L209 153L206 156H204V159L207 161ZM149 200H153V201L155 200L158 204H162L164 206V202H162L160 200V198L156 195V193L149 192L148 196H147V201H149ZM43 259L44 258H42V260Z\"/></svg>",
  "mask_w": 264,
  "mask_h": 264
}]
</instances>
